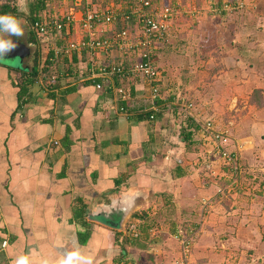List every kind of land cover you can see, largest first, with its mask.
<instances>
[{
  "label": "crops",
  "instance_id": "0c3cea01",
  "mask_svg": "<svg viewBox=\"0 0 264 264\" xmlns=\"http://www.w3.org/2000/svg\"><path fill=\"white\" fill-rule=\"evenodd\" d=\"M247 1L246 9L249 1L252 4L253 1L258 2ZM259 7L261 13L251 5L248 12H244L245 15L236 14L220 22L208 23L212 34L205 31L203 26H206V22L200 16L194 33L187 27L182 29L183 40L187 37L188 44L212 46L206 51L209 54L206 62L198 47L196 64L190 63L189 67L196 68L193 71L197 76H210L208 70L214 66L212 73L216 78L211 87L197 84L192 85V90L200 94L213 93L214 102L220 108H224L226 102L237 106L239 99L247 103L253 100L249 95L253 88L260 89L264 94V0L260 1ZM171 28L168 36L177 33L174 26ZM26 44L34 47L32 42ZM163 48L159 44L154 53L158 66L157 52ZM33 50L30 47V54L23 58L22 66L26 69H20H30ZM187 50L189 53L194 48L187 46ZM45 53L46 49L41 48V61L45 60ZM101 57L112 61L114 53L106 52L100 54ZM189 59H193V56H189ZM69 62L71 71L74 69L75 72L65 69L64 57L55 58L54 63L60 67V76L52 80L44 78L52 73L44 71L39 74L38 81L30 85L29 92L23 95L22 105L18 107V88L13 84L18 71L13 69L16 67L0 64V264H14L15 257L29 248L40 255H58L57 251H63L60 247L70 246L77 240L93 250L101 264H111L114 259L112 246L118 245L116 254L120 252V245L114 240L116 230L136 242V232L128 231L126 227L132 211L140 210L152 216V212L173 201L177 208L180 206L184 210L196 199L189 192L183 193L181 187L190 185L193 190L198 189L203 193L208 190L201 182L205 178L198 169V161L197 168L189 165L192 158L189 156L193 152L187 148L190 141L201 140L204 143L207 139L200 132V124L207 119L213 121V116L205 115L207 108L202 103H195L187 95H177L182 100L184 110L188 111L185 113L182 110L189 121L177 136L170 135L171 139L169 135L165 137L164 141H168L166 151L173 157V148L180 152L167 165L166 160H154L152 145L158 144L159 137H162L157 124L153 118L140 117L142 111L150 109L146 84L134 83V96L130 97L128 106L123 107L122 100L127 97L120 101L119 89L127 88V81L113 76L106 81L104 89H96L91 83L81 84L84 80L78 78V69L84 65L82 62L86 63L87 68L89 66L88 54L85 53L82 60ZM165 66L172 70L169 65ZM159 67L161 91L163 67ZM62 73L65 75L62 76ZM52 82L55 85L51 87ZM162 101L164 99H160L161 106ZM249 105L252 106L251 103ZM256 124L264 128V119L255 121ZM214 125L225 129L231 137L230 128L219 127L223 125L218 120ZM188 134L190 138L186 139ZM174 140L176 142H172ZM78 198L86 204V219L92 221L89 238L84 244L80 242L82 236L77 232L79 226L73 216L74 209L80 203H75ZM152 199L155 200L153 206L150 205ZM110 203L127 209L119 211L118 224L104 223L89 216L92 211L95 212L94 209ZM149 206L152 212L148 210ZM185 213H192V210ZM139 218L133 216L136 224L142 221ZM237 220H240L237 221L239 228L235 225L234 229L229 225V231L224 233L235 234L244 242L248 239L254 242L258 231L253 227L250 215L242 213ZM201 223L196 234L214 239L213 261L222 264L220 257L225 248L224 239H219L220 243H216L215 239L223 231L213 226L206 230ZM138 229L139 235H143L142 228ZM199 245L205 254L204 249L209 250L211 244ZM144 247L140 242L129 243L125 257L140 261L138 256ZM153 250L156 253L161 251L160 246ZM154 263L160 264L158 260Z\"/></svg>",
  "mask_w": 264,
  "mask_h": 264
},
{
  "label": "rangeland",
  "instance_id": "374dc122",
  "mask_svg": "<svg viewBox=\"0 0 264 264\" xmlns=\"http://www.w3.org/2000/svg\"><path fill=\"white\" fill-rule=\"evenodd\" d=\"M168 1L180 7V12L171 26H174L177 33L173 36H168L169 39L165 41L167 43H164V48L157 52L159 56L157 61L159 66L161 68L163 67L160 92L162 94L161 99H164V101H162V106L158 108L153 117V121L157 124L162 135V137H159L160 142L152 145L155 151L154 160H166L168 161L167 165H169L173 162V158L180 154V152H177L176 147L172 150L174 151V157L171 153L167 152L166 144L168 141H164V139L167 135L177 136L178 131L182 129V126L185 127V123L189 121L185 116V113L188 111L184 110L181 98H177V95L185 97L187 95L195 103H202L207 108L205 115L209 117L213 116V123H216L218 120L223 125H218L219 127L227 126L230 128L229 131L232 134L231 137L229 136L228 146L235 153L232 162L234 163V167L237 165V168L231 169V164H228L219 154L217 148L213 146L209 138L205 139L204 143L201 140L200 142L190 141L187 148L193 154L189 156L192 157L190 158L189 165L197 168L196 162L198 161L200 167L198 169L201 170L202 176L205 178L201 182L208 190L203 193L204 191L198 192V189L193 190L190 185L181 187L180 189L183 193L188 194L189 192L196 199L195 203L190 204L184 210H181L180 206L177 208L174 201L169 203L164 202L165 204L163 203L164 205H162V209L160 208L157 211L158 213L156 211L152 212L153 210L149 206L148 210L153 213L151 214L153 220L148 219L146 221L154 222V224L149 223L151 227L148 230L147 240L145 239L143 241L141 239L139 241L145 246V249L141 250L138 256L140 257V264L153 263L151 262L153 260L147 257L149 254H155L154 257L156 259L160 255L167 256V259L163 262L165 264H217L213 261L212 254L215 249L213 245L214 239L211 237L207 238V236L200 237L199 234H196L200 222H202L201 225L204 224L206 230L207 227L212 228L213 226L218 231H223V234L220 233V236L215 239L216 243H220L219 239H224V252L222 253V257L219 256L222 264H227L229 261L232 264H264V128L260 124L255 125V121L264 119V94L260 89L253 88L249 92L253 100L247 103L243 100L241 102L239 99L237 106L226 102L227 105L224 104V108H220L217 106V102H214L216 100L213 99V93L205 92L201 93V95L193 91L194 86L192 85L197 84H204L206 88H210L214 78H216L212 73L213 65L208 70L210 71V76H197L193 71L196 68L194 69L193 66L189 67V65L196 62L198 47H200V53H202L201 55L206 62L209 58V54H206V51L212 46L207 44H188L187 37L185 41L183 40L185 36L182 30L187 27L188 29H192L194 33L198 28V17L200 16V19H204L206 22V26H203L205 31L212 34L213 31L209 28L208 23L220 22L229 18V16L232 18L233 15L235 16L237 14L239 16L240 14H244V12H248L247 9L251 5L256 6L260 11L259 4L261 0H258V2L253 1V4L249 1V7L247 9L245 5L248 2L247 0ZM67 2L68 0H50L46 3V7L42 8L43 10L40 13L47 15V13L49 14L53 10L58 11L59 9H63ZM225 3H229V5L226 6ZM49 5H54L53 9ZM24 19L28 22L26 17ZM179 28L180 30H178ZM76 35L78 34L75 33L73 36L75 37ZM19 38L24 39V42L28 43L27 24L25 25L24 36ZM191 38L189 35L190 40ZM39 44V46H42V49H47L45 44L48 43L40 42ZM187 46L191 49L194 48V51L190 50L187 53ZM240 46L244 47V45ZM31 48L34 49L33 46ZM112 52L114 53V50ZM189 56H193V59L190 60ZM82 63L84 65L80 66L78 70L87 72L86 63ZM165 65H169L172 70H168ZM59 69L60 67L55 64L47 72L57 75L59 74ZM201 97L203 99H199ZM213 102L214 105H211ZM250 103L252 106L249 105ZM247 134L250 136H247ZM248 138L250 139L248 140ZM172 142H176V140ZM171 192L173 191L171 190ZM154 204L155 200L152 199L150 205L153 206ZM172 208L174 211L171 210ZM148 210L145 209L144 211ZM191 210L192 213H185ZM170 211L174 212V218L177 221V223L175 222V231L171 229V222L169 220L172 217L170 216ZM242 213L250 215L255 225L253 227L258 231L254 242H251L250 239L244 242L242 239H238L235 234L226 235L227 233H224L229 231V225L234 226V229L235 225L237 227L239 226L237 221L240 220L237 219ZM131 214L129 220L126 222V227L128 231L133 230L137 234L139 226ZM155 215H158V220H156ZM89 216L102 220L104 223L115 224L107 221V216L104 213L100 214L97 210L94 213L92 211ZM146 216H148V212H146ZM139 219L143 220L144 218L141 217ZM185 222H188L189 225L184 224ZM137 223L139 222L137 221ZM183 238H186L189 242V251H186V253H184V247L182 245ZM198 243H210L211 245L209 250L205 251L204 249L206 253L203 254ZM159 246L161 251L157 253L153 252V249ZM111 250L114 251H111L114 256L117 255L116 252L119 250L118 245L112 246ZM131 256L134 257L133 255ZM114 262L113 260L111 264H121V261Z\"/></svg>",
  "mask_w": 264,
  "mask_h": 264
},
{
  "label": "built area",
  "instance_id": "2783aa9c",
  "mask_svg": "<svg viewBox=\"0 0 264 264\" xmlns=\"http://www.w3.org/2000/svg\"><path fill=\"white\" fill-rule=\"evenodd\" d=\"M41 1L47 3L50 0ZM49 6L51 9L54 7V5ZM179 12L180 7L168 0L166 3L136 0L128 4H125V0H68L63 9L53 10L47 15L40 14L30 23V27L40 42L48 43L45 44L47 46L45 57L50 49L54 50L52 58L67 57L69 61H72L74 53L78 60H82L86 53L89 66L87 72H79L80 77L78 78L90 79L97 89H103L106 81L113 75L127 82L132 80L134 83L146 84L149 107L157 111L161 107L162 94L160 92L161 69L154 58V53L159 46L156 40H159L165 32L167 33ZM129 14H134L138 18L139 29L137 31L132 32L122 27L119 30H113L111 34H101L109 31L111 24L118 18H128ZM75 33L78 35L74 37ZM56 37L59 38L58 42L55 40ZM114 48L123 52L138 49L137 56L129 64L114 63L102 57L100 59V54L110 52ZM44 78L53 80L56 76L52 74ZM128 93L125 87L119 89L120 98L127 97ZM153 117L152 112L149 118ZM200 132L214 143L219 154L228 164H231V169H236L237 165L234 167L232 162L235 153L228 146L227 131L215 127L213 121L207 119L200 124ZM182 245L184 253L188 252L189 242L186 238H183Z\"/></svg>",
  "mask_w": 264,
  "mask_h": 264
},
{
  "label": "trees",
  "instance_id": "16d2710c",
  "mask_svg": "<svg viewBox=\"0 0 264 264\" xmlns=\"http://www.w3.org/2000/svg\"><path fill=\"white\" fill-rule=\"evenodd\" d=\"M133 1H136V0H125V4H128V3L133 2ZM162 1H163V3L167 2V0H162ZM162 1L153 0V3H161ZM28 3H29L28 4L29 12H28V15L25 16L26 19H28V22H27V39H28V42L34 43L33 44L34 50H33V54L31 57V67L29 70H22L20 68L17 69V68H13V67L8 65L9 68H13V69H16L18 71V74H17L15 81L13 80V84L15 86H17V88H18L17 89V97H18L17 107L22 105V103L24 101L23 95L29 92L30 85H32L33 83L38 81L39 74L43 73L44 71H48V69L51 66L54 67V65H55V63H54L55 58H52V57H54L53 56V53H54L53 49H50L48 51L47 56L45 57V60H42V62H41V60L39 59L42 46H39L40 41H39L38 37L36 36L34 30L30 27V23L32 21H34L36 18H38L41 14L40 11L43 10L42 8L46 7V2L41 1V0L40 1L35 0V1H29ZM14 4H15V0H0V14L15 13L17 15H23V13L17 12V9L13 6ZM137 21H138V18L136 15L129 14L128 18H125V17L123 19L118 18L116 21H114L111 24V28L109 29V31L102 32L101 34L102 35L111 34V32L113 30H119L122 27H126L130 31L135 32L139 29L138 25H137ZM171 25H172V23H171ZM171 25H170V28H171ZM168 31H167V33L165 32L159 40H156V42L161 44L163 47L167 43L165 41L168 38ZM55 40H56V42H58L59 38L56 37ZM113 50H114V58L112 61L114 63L124 62L126 64H129L130 62L135 60V58L137 56V51H138V49H136V50H133L132 52H130V51H124L123 52V51L118 50L117 48H114ZM73 59L74 60L77 59L75 53L73 54ZM64 63H65V69L68 71L69 70L71 71V68H70L71 64H70L67 57H64ZM61 75L64 76L65 74L62 73ZM55 76L57 79L60 75L57 74ZM113 76L120 78L117 75H113ZM80 83L81 84L91 83L94 85V83L90 79L84 80ZM53 85H55V83H53V82L50 83L51 87ZM134 87H136L134 82L132 80H129L128 85H127V88H129V90H128L129 93H128L127 98L124 100H122V98H119V100L120 99L122 100L123 107L128 106V104H129L128 101H129L130 97L134 96ZM148 106H149V104H148ZM152 112H153L152 109H151V111H150V109H148L146 111L144 110V111H142L140 117L141 118H149V115ZM191 124H193V123H191ZM188 138H190L189 134L186 136V139H188ZM75 200H76L75 203H79V202L80 203L74 209L73 216H74L75 222H77V224L79 226V230L77 232L79 233V235L82 236V238H81L82 241L80 240V242L82 244H84L89 238L90 231H91L90 229L92 228V221L89 219H86V217L84 215L86 204L83 203L82 201H80L81 199H79V198L75 199ZM171 210L174 211L173 208ZM173 211H170V216L172 217V219L169 221L171 222L172 230L175 231L176 230L175 222L177 223V221H176V218H174V212ZM156 213H158V212H156ZM131 215L144 218L141 221V223L137 224L139 226V228H142L141 230L144 233H143V235L140 236L139 235V229H137L138 233L136 235H134V236H137V237H135V239H136V242H135V240L132 241L128 236L123 235L121 233V231L116 230L115 235H114V237H115L114 240H115V242H117L120 245V252L113 257L114 258L113 260L115 261L114 263L119 262V260H120L121 264H140L139 260L134 261V260H131L130 258L125 257V254L127 253V245L129 243L133 244V243L139 242L140 238L143 239V241H145V239L147 240L148 230L151 227V225L149 223L154 224V222H147L146 221L148 219L153 220L152 216H146V212L143 213L142 211L135 210V211H132ZM155 218H156V220H158V215H155ZM184 224L189 225L188 222H185ZM154 256H155V254L147 255V257L150 260H153V261L158 260V261H160V264H165L163 262L167 259V256L160 255L158 259H156ZM153 261H151V262H153Z\"/></svg>",
  "mask_w": 264,
  "mask_h": 264
},
{
  "label": "clouds",
  "instance_id": "9594fccd",
  "mask_svg": "<svg viewBox=\"0 0 264 264\" xmlns=\"http://www.w3.org/2000/svg\"><path fill=\"white\" fill-rule=\"evenodd\" d=\"M13 6L18 13H23V15L15 13L0 14V64H11L13 62L5 59L7 53L17 47L12 37H23L25 25L27 24L24 17L29 12L28 0H15ZM29 47H32L31 44H29ZM129 207H131V204ZM102 208L106 209L107 214H111L114 210L127 211L126 208H118L115 205L112 207L102 206ZM60 248H63V251H57L58 255H40L29 248L28 251L15 257L14 264H101L97 254L87 245L79 244L78 240L70 246L64 245Z\"/></svg>",
  "mask_w": 264,
  "mask_h": 264
},
{
  "label": "water",
  "instance_id": "95a60500",
  "mask_svg": "<svg viewBox=\"0 0 264 264\" xmlns=\"http://www.w3.org/2000/svg\"><path fill=\"white\" fill-rule=\"evenodd\" d=\"M12 39L16 43L17 47L15 49H13L11 52L7 53L5 59L12 60L13 62L11 64H5V65H10V66H13L16 68L26 69L25 67L22 66V62H23V58L30 54V47H29V45H27L23 40H21L18 37L13 36ZM116 204L117 203H110V204L103 205V206L112 207L113 205H115L116 207L119 208V205H116ZM94 210L95 211L97 210L100 214L104 213L107 216V221H109V222L114 221V223H116V224H118V222H120V220H118L119 216H120L119 211L114 210L111 214H107L106 209H104L102 207H99L98 209H94Z\"/></svg>",
  "mask_w": 264,
  "mask_h": 264
}]
</instances>
